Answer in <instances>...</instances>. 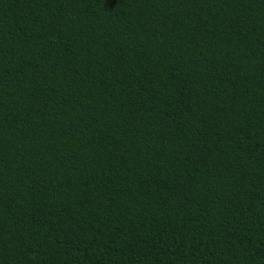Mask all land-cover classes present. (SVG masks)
<instances>
[{"label":"trees","instance_id":"1","mask_svg":"<svg viewBox=\"0 0 264 264\" xmlns=\"http://www.w3.org/2000/svg\"><path fill=\"white\" fill-rule=\"evenodd\" d=\"M0 264H264V0H0Z\"/></svg>","mask_w":264,"mask_h":264}]
</instances>
